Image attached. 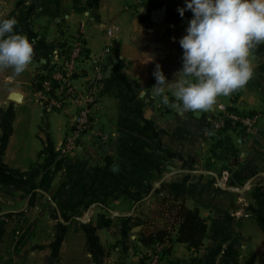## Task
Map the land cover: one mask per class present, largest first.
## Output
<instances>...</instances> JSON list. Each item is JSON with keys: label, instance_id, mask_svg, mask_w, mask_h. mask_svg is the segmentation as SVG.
Segmentation results:
<instances>
[{"label": "crops", "instance_id": "crops-1", "mask_svg": "<svg viewBox=\"0 0 264 264\" xmlns=\"http://www.w3.org/2000/svg\"><path fill=\"white\" fill-rule=\"evenodd\" d=\"M185 3L0 0V18L14 17L16 32L35 41L33 62L24 73L0 71V142L7 143L0 152L1 219H22L28 205L30 216L50 203L68 215L88 217L98 239L88 248L91 264H141L148 247L140 239L160 229L172 238V249L161 264H264V44L252 50L253 78L234 98L218 97L213 110L202 113L173 110L153 97L152 87L158 66L170 85L183 67L179 41L193 15L189 10L180 16L178 9ZM160 8L166 9L163 22L154 20ZM77 34L84 38L86 55L74 84L82 89L85 77L103 73L104 78L93 127L65 157L60 147L75 109L48 110L34 80L59 62L58 51ZM14 93L21 96L19 102L11 99ZM228 108L261 113L248 134L225 135L238 150L236 164L228 154L224 159L214 155L208 139L210 118ZM98 132L107 139L97 137ZM178 170L215 172L220 182L210 174H176L147 198L164 176ZM176 196L208 219L199 250L176 241L178 222L170 215L158 224L141 218V210L153 209L156 200L167 207ZM18 211L23 213L3 217ZM27 235L20 237L21 244ZM45 254L40 249L39 257ZM38 255L31 250L24 253V261L35 264L30 258Z\"/></svg>", "mask_w": 264, "mask_h": 264}, {"label": "clouds", "instance_id": "clouds-1", "mask_svg": "<svg viewBox=\"0 0 264 264\" xmlns=\"http://www.w3.org/2000/svg\"><path fill=\"white\" fill-rule=\"evenodd\" d=\"M189 10L193 15L179 41L183 67L170 85L158 66L152 95L173 110L202 113L253 78L252 50L264 44V0H186L178 9L181 17ZM17 23L0 18V71L19 76L33 62L35 41L17 33Z\"/></svg>", "mask_w": 264, "mask_h": 264}, {"label": "built area", "instance_id": "built-area-1", "mask_svg": "<svg viewBox=\"0 0 264 264\" xmlns=\"http://www.w3.org/2000/svg\"><path fill=\"white\" fill-rule=\"evenodd\" d=\"M58 52L59 62L53 64L51 70L43 74V77L36 75L34 83L37 86L40 101L48 110L62 112L75 109L69 131L60 147L62 155L69 157L79 148L82 136L93 127V113L99 104V87L104 75L100 73L95 78L85 77L82 89L74 84V80L82 75L79 62L86 55L85 41L80 34L75 35ZM230 96L233 97L234 94ZM260 118V112L245 113L234 108L216 113L209 120V142L215 144L229 131L248 134L257 126ZM95 134L103 140L107 139V136L100 132ZM223 180L227 181L226 176ZM235 214L243 215L244 213L235 212ZM147 247V251L141 255L143 264H161L162 259L167 255V250L172 247V238L167 236L163 240L154 241Z\"/></svg>", "mask_w": 264, "mask_h": 264}, {"label": "rangeland", "instance_id": "rangeland-1", "mask_svg": "<svg viewBox=\"0 0 264 264\" xmlns=\"http://www.w3.org/2000/svg\"><path fill=\"white\" fill-rule=\"evenodd\" d=\"M0 79V82L4 80L1 72ZM225 101L228 103V99ZM1 104L3 100L0 99V106ZM1 131L4 133L3 130ZM6 148L7 143L1 141L0 152L6 151ZM156 201L153 209L149 206L147 211L141 210V218L144 217L150 223L158 224L168 218V211L167 207L161 206L159 200ZM25 209L27 213L22 219L17 216L10 220L0 219V264H26L24 253L29 254L32 250L38 255L40 249L46 251V256L43 258L39 255L32 256L31 262L35 264L92 263L91 258L87 256L88 248L97 245L98 240L93 221L80 214L72 222H64L51 203L47 207H39L37 212H33L30 216L27 214H30L31 206L28 205ZM2 221L4 223H1ZM23 234L28 235L21 244L20 237ZM55 248H58L57 251Z\"/></svg>", "mask_w": 264, "mask_h": 264}, {"label": "trees", "instance_id": "trees-1", "mask_svg": "<svg viewBox=\"0 0 264 264\" xmlns=\"http://www.w3.org/2000/svg\"><path fill=\"white\" fill-rule=\"evenodd\" d=\"M40 76H44L43 74H38ZM219 151V153H218ZM212 152L214 155H217L219 159H224V155H230L231 158H234L233 163H237V148L232 143L230 137H224L219 140L212 146ZM171 199V198H170ZM168 197L163 199V203L165 204L168 201ZM175 202H179L176 204ZM175 202L173 204L167 205L168 215L171 218H174L176 222H178V230L176 241L179 243L187 244L189 248H193L194 250H199L204 245V239L206 233L208 231V219L203 217L198 208H189L183 202L179 201L177 196L175 198ZM23 212H8L3 215V217L11 218L15 215H21ZM80 213L76 215H68L64 212H61V218L64 222H72L76 217H79ZM1 219V218H0ZM171 236L170 232L166 229H160L156 233L144 235L140 239V241L146 245H151L156 240H163L165 237ZM172 247L167 250V254L170 253ZM119 264H128L123 261ZM141 264L143 261L141 260Z\"/></svg>", "mask_w": 264, "mask_h": 264}, {"label": "water", "instance_id": "water-1", "mask_svg": "<svg viewBox=\"0 0 264 264\" xmlns=\"http://www.w3.org/2000/svg\"><path fill=\"white\" fill-rule=\"evenodd\" d=\"M166 19V9L165 8H160L159 10H157L155 12V16H154V20L157 22H163ZM11 99L13 101L19 102L21 100V96L17 93H14L11 96ZM116 163L118 164V161H116ZM182 173H202V174H210L212 176H214L218 182H220V178L219 176L215 173V172H211V171H206V170H178L172 173L167 174L166 176H164V178H162L160 180L159 183H157L151 190L149 196L147 198H149L151 196L152 193H154L156 191V189L164 182L165 179L172 177L173 175L176 174H182ZM57 208V207H56ZM58 210V214L59 216H61V211L57 208Z\"/></svg>", "mask_w": 264, "mask_h": 264}]
</instances>
